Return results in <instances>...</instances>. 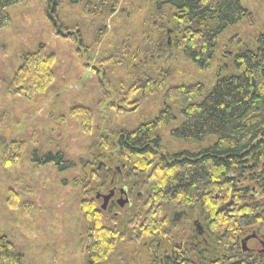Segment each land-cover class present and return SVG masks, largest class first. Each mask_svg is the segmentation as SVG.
Returning <instances> with one entry per match:
<instances>
[{
	"label": "trees",
	"instance_id": "16d2710c",
	"mask_svg": "<svg viewBox=\"0 0 264 264\" xmlns=\"http://www.w3.org/2000/svg\"><path fill=\"white\" fill-rule=\"evenodd\" d=\"M20 1L0 0V29L10 22L7 8ZM132 1L119 9L118 0H70L71 8L53 0L52 12L68 35L77 33L90 60L95 45H102L95 68L100 92L106 83L116 100L130 103L133 94L138 102L152 95L162 99V109L150 125L132 132L103 125V116L90 106L73 105L70 116L90 145L79 157L58 143L55 128V137L43 148L35 141L31 153L26 140L8 141L0 134V198L16 196L19 171L12 168L28 159L44 183L43 172L54 170L59 197L69 185L70 199H79L84 264H110L118 243L123 264H264V252L243 249L250 234L264 240V198L246 197L252 182L264 195V21H259L264 17L256 21L257 9L250 10V2L261 0ZM120 18L138 22L136 30L125 28L124 38L115 25ZM183 63L195 72L178 78ZM52 68L53 53L41 45L24 56L11 91L30 99L43 96ZM60 118L63 122L53 123L59 129L66 126ZM166 133L175 145L167 143ZM122 161L129 184L140 191L124 210V221L116 201L103 203L108 190L122 182L116 168ZM231 168L248 184L227 180ZM231 187L241 192L240 199H225L234 203L226 211L213 197ZM183 210L184 227L178 229L170 212ZM198 218L206 230L201 237ZM0 264H24L5 234Z\"/></svg>",
	"mask_w": 264,
	"mask_h": 264
},
{
	"label": "rangeland",
	"instance_id": "374dc122",
	"mask_svg": "<svg viewBox=\"0 0 264 264\" xmlns=\"http://www.w3.org/2000/svg\"><path fill=\"white\" fill-rule=\"evenodd\" d=\"M62 1L71 8L70 0ZM52 3L53 0H21L7 8L10 22L0 29V119L3 118L0 134H4L8 141L26 140L31 153L35 141L43 148L45 140L55 137V128L59 132L56 133L59 134L56 135L58 143L68 146L79 157L90 145L87 135L81 133L77 122L70 116L73 105L82 104L99 111L104 119L103 125L115 123L122 130H131L138 122L155 119L163 107L162 99L155 101L151 95V98L137 102L132 94L130 103L119 98L116 100L114 90L106 83H102L104 90L100 92V76L97 77L95 68L102 45H95V58L90 60L85 51L86 45L80 42L77 33L68 35V30L59 24L52 12ZM126 3V0H118L117 7H127ZM250 7L251 11L257 9L256 21L257 17H264V0L252 1ZM76 9L82 12L80 6ZM82 15L85 20L89 19L86 14ZM259 21H264V18ZM97 22L103 23L100 20ZM135 22L133 25L132 20L126 22L120 18L115 25L123 37L126 27L128 30L137 29L138 22ZM107 25L111 28V18L107 20ZM245 28L248 30V25ZM234 32L238 33L237 29ZM41 45L53 53L54 77L48 92L32 99L13 93L10 82L17 68L25 55L37 52ZM181 69L178 78L195 72L186 63L181 64ZM99 74L102 76L101 72ZM117 74L122 76L123 72L118 71ZM113 99L114 102H111ZM60 117L66 124L61 129L53 124L58 120L63 122ZM165 138L167 143L175 145L168 133ZM12 169L13 172L19 171V180L14 184L16 196L12 192L4 199L0 198V235H7L23 254L24 264H84V221L78 212L79 199H70L69 185L59 197L60 187L56 181L53 182V169H48V175L43 172L46 183L36 178L38 170L28 163V159L20 160V164ZM61 177L67 180L70 175ZM71 181L70 178V184ZM121 249L122 244L118 243L108 259L110 264H123L120 261Z\"/></svg>",
	"mask_w": 264,
	"mask_h": 264
},
{
	"label": "flooded vegetation",
	"instance_id": "af4514ba",
	"mask_svg": "<svg viewBox=\"0 0 264 264\" xmlns=\"http://www.w3.org/2000/svg\"><path fill=\"white\" fill-rule=\"evenodd\" d=\"M154 120V119H153ZM153 120H146V121H141L138 122L137 125L135 127H133V129H131L132 132L146 126V125H150L152 123ZM105 170H107V167L110 168L109 166L104 165L103 166ZM117 172L120 174L121 177V184L120 185H114L112 186L107 193V199H104V205L108 204V202L111 201H116L119 205L120 208V216L121 219L124 221V210H128L130 209V207L133 204V199L134 196L136 195V193L140 194V191L136 190L134 186L130 185L128 180H127V171L129 169L128 164L125 161H122L120 163V165H118L117 167ZM227 180H231L232 178H234L236 180L235 185H241V184H248L247 182H249L247 180L244 181V179L241 177V174L239 172H237L236 169L231 168L229 170L228 175L226 176ZM224 184H226L227 182H223ZM248 187V190L250 189V191L248 192V194L246 195V197L248 198H257V199H263L264 195H262V190H260L258 188V185L256 182H252ZM225 189L226 186L224 185ZM240 191H234L231 188L227 189L226 191L221 188V190H217L216 191V195L213 197V199H221L222 201V208L225 209L226 211H230L234 205V203L232 201H225V199H240ZM109 207V205L107 206ZM172 217L175 216L176 218V222L175 224L178 225V229H181V227H184L182 221H183V216L185 214H187L186 211H178V212H170ZM123 221L122 222V226H123ZM195 228L196 231L198 233V236H203L206 234V230L204 229V225L203 222L201 220V218H198L197 220H195ZM246 241V246H247V250H256L258 252H264L263 249V244H264V240L259 238V236H256L254 234H250L245 238ZM158 242L159 244H162L164 242L163 239L158 238Z\"/></svg>",
	"mask_w": 264,
	"mask_h": 264
},
{
	"label": "water",
	"instance_id": "95a60500",
	"mask_svg": "<svg viewBox=\"0 0 264 264\" xmlns=\"http://www.w3.org/2000/svg\"><path fill=\"white\" fill-rule=\"evenodd\" d=\"M264 245V244H263ZM243 249L246 250L247 249V246H246V243L243 241Z\"/></svg>",
	"mask_w": 264,
	"mask_h": 264
}]
</instances>
